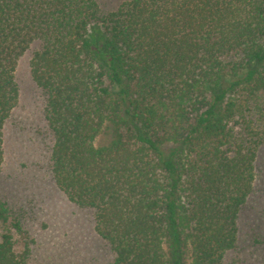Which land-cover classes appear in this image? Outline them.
I'll return each mask as SVG.
<instances>
[{
	"label": "trees",
	"instance_id": "16d2710c",
	"mask_svg": "<svg viewBox=\"0 0 264 264\" xmlns=\"http://www.w3.org/2000/svg\"><path fill=\"white\" fill-rule=\"evenodd\" d=\"M27 52L52 180L110 264H222L264 146V0H0V172ZM33 243L0 200V264Z\"/></svg>",
	"mask_w": 264,
	"mask_h": 264
},
{
	"label": "rangeland",
	"instance_id": "374dc122",
	"mask_svg": "<svg viewBox=\"0 0 264 264\" xmlns=\"http://www.w3.org/2000/svg\"><path fill=\"white\" fill-rule=\"evenodd\" d=\"M121 1L97 0L103 10ZM29 58L30 52L25 53L17 66L19 100L3 126L0 200L21 216L34 239L30 264H110L112 252L94 230L92 211L71 203L52 180L45 96L31 79ZM255 179L239 215L236 247L222 264H264V146L258 152Z\"/></svg>",
	"mask_w": 264,
	"mask_h": 264
}]
</instances>
